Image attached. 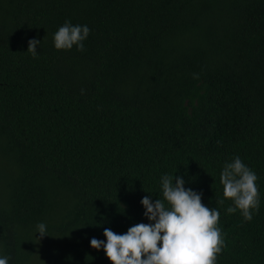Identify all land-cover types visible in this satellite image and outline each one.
Here are the masks:
<instances>
[{
	"label": "trees",
	"instance_id": "obj_1",
	"mask_svg": "<svg viewBox=\"0 0 264 264\" xmlns=\"http://www.w3.org/2000/svg\"><path fill=\"white\" fill-rule=\"evenodd\" d=\"M66 19L90 27L84 50L54 47ZM236 155L259 171L251 217L223 197ZM164 173L220 210L216 264H264V0H0L9 264H112L90 238L148 222Z\"/></svg>",
	"mask_w": 264,
	"mask_h": 264
},
{
	"label": "clouds",
	"instance_id": "obj_2",
	"mask_svg": "<svg viewBox=\"0 0 264 264\" xmlns=\"http://www.w3.org/2000/svg\"><path fill=\"white\" fill-rule=\"evenodd\" d=\"M90 31L88 24H73L66 19L53 33L54 47L67 50L75 45L82 51ZM40 43L35 37L29 38L27 51L37 55ZM258 176V169L239 155L224 162L220 172L223 197L235 202L227 211L238 204L245 217L254 215L253 205L258 209L261 201ZM160 188L163 199L153 200L149 192L141 198L148 222L133 224L123 233L105 227L106 239L93 236L90 245L97 250L103 248L112 264H216L225 244L218 226L220 210L202 203V191L185 187L182 175L162 174ZM37 232L40 236L48 234L43 221L37 223ZM9 259L0 254V264H9Z\"/></svg>",
	"mask_w": 264,
	"mask_h": 264
}]
</instances>
